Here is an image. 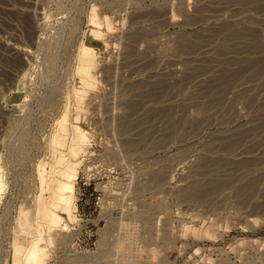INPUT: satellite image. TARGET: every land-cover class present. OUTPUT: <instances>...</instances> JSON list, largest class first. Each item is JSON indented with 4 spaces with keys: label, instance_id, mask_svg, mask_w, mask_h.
<instances>
[{
    "label": "rangeland",
    "instance_id": "374dc122",
    "mask_svg": "<svg viewBox=\"0 0 264 264\" xmlns=\"http://www.w3.org/2000/svg\"><path fill=\"white\" fill-rule=\"evenodd\" d=\"M65 111L73 205L26 263ZM0 168V264H264V0H0Z\"/></svg>",
    "mask_w": 264,
    "mask_h": 264
},
{
    "label": "bare ground",
    "instance_id": "6f19581e",
    "mask_svg": "<svg viewBox=\"0 0 264 264\" xmlns=\"http://www.w3.org/2000/svg\"><path fill=\"white\" fill-rule=\"evenodd\" d=\"M80 78H83V82L86 87L91 88L90 86L94 84L91 74L88 73L87 71H84L83 77ZM85 89L77 88L73 90L74 94L77 97L76 100L79 105L80 103L82 105V100L84 99V95L86 94L85 92H87ZM76 119L77 116L70 117L68 111L63 112L62 117L59 119V121H57V123L59 122L58 125L60 126V130L55 133L53 132V134L50 137V145L52 151L53 150L56 151L53 152L54 163L52 164L51 167L53 168V172H51L49 175L48 173L46 174V169L42 165L41 177H42V181L46 183L48 188L52 191L51 200L47 201L45 197L40 198L34 214L28 216L27 213L23 214L22 212L19 217L18 220L19 226L23 230H25L23 231L25 235H23L22 238H25V240L27 238L28 240L26 248L22 250L23 255L21 257L26 263H34L37 260L39 259L41 260L46 257L47 252H46V245L44 243V239L46 238L45 225H47V232L50 235L49 237L52 239L53 235L56 234L55 231L57 229H60L59 228L60 220L63 219L62 214L69 213L70 207H72L73 205V201L75 197V180L78 176L79 162L69 158L68 152H66L63 148L66 147L68 143L67 135L69 130H73L74 133L73 139L76 144L84 143L88 137V132L84 127L81 126L79 121H77ZM59 147L61 149L57 150ZM56 172L58 173L55 174ZM2 176L3 175L0 168V192L2 191L5 185V181ZM46 205L49 207V211L46 210ZM58 207L61 208L62 214H60L58 211L54 209ZM54 214L56 215L57 218L50 216ZM39 217H43L45 219V223H42ZM134 220H132L133 223L134 222L137 223V219L136 221ZM67 227L68 225L66 224L65 228ZM20 248L22 249L21 245Z\"/></svg>",
    "mask_w": 264,
    "mask_h": 264
}]
</instances>
